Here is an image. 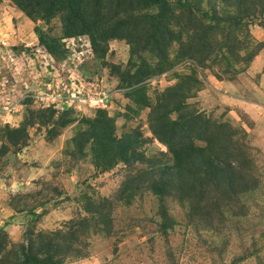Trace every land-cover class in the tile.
I'll list each match as a JSON object with an SVG mask.
<instances>
[{
	"label": "rangeland",
	"instance_id": "374dc122",
	"mask_svg": "<svg viewBox=\"0 0 264 264\" xmlns=\"http://www.w3.org/2000/svg\"><path fill=\"white\" fill-rule=\"evenodd\" d=\"M80 1L0 0V263L264 264V0Z\"/></svg>",
	"mask_w": 264,
	"mask_h": 264
},
{
	"label": "trees",
	"instance_id": "16d2710c",
	"mask_svg": "<svg viewBox=\"0 0 264 264\" xmlns=\"http://www.w3.org/2000/svg\"><path fill=\"white\" fill-rule=\"evenodd\" d=\"M15 3H17L18 5L22 6V8L28 12L29 8L32 6V2L36 3V6L39 9L44 10L45 12V17L48 19H52L54 16H56L58 13H60L61 11V6L63 8L62 1L64 0H13ZM29 1V2H27ZM69 3V10L68 13L66 14V16L64 17V24L66 26V32L68 36H77L79 34H88L89 37L92 39L93 44H96V38H95V33L94 31H96L95 27L98 25L96 23L97 22V18L99 15H97L95 17L94 21H86L85 19H83L84 16L80 15V8H81V1L80 0H66ZM138 2L147 4V5H159V6H165L167 4L166 0H137ZM30 4L28 7H25L26 4ZM210 20H217V17L214 16H207ZM235 20L238 19L235 18ZM39 37H43L42 35H39ZM41 42L43 43V45L45 46V48L47 50H49L50 52H54L56 47H54L53 45H51V43H47L46 41L43 42L41 39ZM106 115L105 118L106 119ZM103 129H100V132ZM113 141L119 146L121 143L117 140ZM170 140H166L167 142V146L169 149H173L172 148V143L169 142ZM108 144H111V142L109 141ZM112 145V144H111ZM125 151V150H124ZM100 158V157H99ZM154 192L156 194H160L161 191L157 188L154 187ZM27 238V237H26ZM6 239V234L3 230H0V256L2 255V253L5 251V243L3 242ZM28 241V238H27ZM15 251L21 250L24 254V260H22L18 253L13 252L12 256L13 258V262H9L7 261V264H27L30 263V261L32 263H37V264H44L46 262V259H40L38 257H31L29 255V248H32L31 243L29 242V248L26 245H22L21 243H14ZM8 255H11L10 253ZM48 260H52L51 257H49ZM29 261V262H28ZM23 262V263H22ZM0 264H3L2 262ZM46 264V263H45ZM48 264H53V261H51Z\"/></svg>",
	"mask_w": 264,
	"mask_h": 264
},
{
	"label": "built area",
	"instance_id": "2783aa9c",
	"mask_svg": "<svg viewBox=\"0 0 264 264\" xmlns=\"http://www.w3.org/2000/svg\"><path fill=\"white\" fill-rule=\"evenodd\" d=\"M80 41H82V39H80ZM67 42L72 44L73 46L76 45V39H74V38L64 41V43H66V45H67ZM66 48L70 50V48H72V47L67 45ZM74 51H76V50H74ZM59 82H61V81H59ZM68 85L69 84L65 85L63 82L58 83V90L59 91H60V89L63 90L62 88H64V90H66ZM69 91L70 90H67V92H69ZM99 91H100V93H98L95 97L85 99V101L89 102V104H91V107L95 108V110L107 109L108 105H109V100H110L109 95L104 90H99ZM67 92H65V91H62L60 93L53 92L50 95H48L47 97L42 98V102H44L47 107H55V108H57L58 106L61 107L64 105L65 102L67 103V101L70 100L69 96L67 95ZM68 94H70V93H68Z\"/></svg>",
	"mask_w": 264,
	"mask_h": 264
},
{
	"label": "crops",
	"instance_id": "0c3cea01",
	"mask_svg": "<svg viewBox=\"0 0 264 264\" xmlns=\"http://www.w3.org/2000/svg\"><path fill=\"white\" fill-rule=\"evenodd\" d=\"M257 58H259V56H257ZM262 69V70H261ZM263 71L264 70V67H260V66H257V72H259V71ZM262 76H264V74L262 75ZM263 81V82H262ZM229 83H231V82H229ZM258 83H263L264 84V77L262 78V80L261 81H259ZM260 86V87H259ZM259 86L257 85V99H259L258 97H260L261 96V94H262V92H261V85L259 84ZM235 87V86H234ZM261 92V93H260ZM260 93V94H259Z\"/></svg>",
	"mask_w": 264,
	"mask_h": 264
}]
</instances>
